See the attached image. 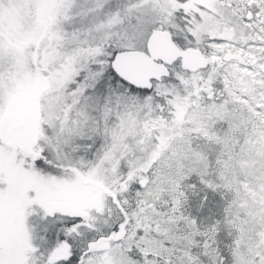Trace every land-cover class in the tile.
I'll return each mask as SVG.
<instances>
[{"label": "snow or ice", "instance_id": "1", "mask_svg": "<svg viewBox=\"0 0 264 264\" xmlns=\"http://www.w3.org/2000/svg\"><path fill=\"white\" fill-rule=\"evenodd\" d=\"M0 264H264V0H0Z\"/></svg>", "mask_w": 264, "mask_h": 264}]
</instances>
